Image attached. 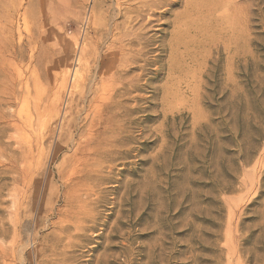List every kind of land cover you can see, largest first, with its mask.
Returning <instances> with one entry per match:
<instances>
[{"label": "rangeland", "instance_id": "rangeland-1", "mask_svg": "<svg viewBox=\"0 0 264 264\" xmlns=\"http://www.w3.org/2000/svg\"><path fill=\"white\" fill-rule=\"evenodd\" d=\"M173 1L0 0V264H264V0Z\"/></svg>", "mask_w": 264, "mask_h": 264}, {"label": "bare ground", "instance_id": "bare-ground-1", "mask_svg": "<svg viewBox=\"0 0 264 264\" xmlns=\"http://www.w3.org/2000/svg\"><path fill=\"white\" fill-rule=\"evenodd\" d=\"M128 1V0H127ZM130 1V0H129ZM133 1H139V2H137V9L139 10V11H141V10H143V9H147V10H150V11H152L153 12V10L155 9V8H159V6H163L164 4L166 5V6H174V5H176V3L173 1V0H132V2ZM117 2V1H116ZM126 2V1H125ZM131 2V3H132ZM204 0H185L184 1V3H185V11L183 12V20H181V21H178L177 22V24H176V29L178 30L182 25H185V26H187L188 24H189V22H188V20H186V19H188L189 18V14H190V12H195L197 9H199V7L200 6H204ZM120 3V2H119ZM226 3H229V0L226 2ZM129 4V3H128ZM127 4V5H128ZM201 4V5H200ZM125 5V4H124ZM135 5V4H134ZM136 5H135V7H136ZM200 5V6H199ZM131 6H132V4H131ZM120 7H121V5H120ZM124 7V6H123ZM134 7V8H135ZM127 8H129L128 6H127ZM120 10V9H119ZM130 10V9H129ZM131 10L133 11V8H131ZM120 12V11H119ZM222 12V11H221ZM137 13H139V12H137ZM150 13V12H149ZM132 14V13H131ZM152 14V13H151ZM122 15V14H121ZM140 15H141V13H140ZM222 15H224L225 16V14L223 13ZM235 15H236V13H235ZM139 15L137 14V17H138ZM143 16V15H142ZM127 17V16H126ZM131 17V16H130ZM133 17H135V15L133 16ZM133 17H131V18H133ZM147 17V16H146ZM148 17H149V15H148ZM215 17H217V16H215ZM228 17V16H227ZM237 17V16H236ZM130 18V19H131ZM141 18V17H140ZM105 19V18H104ZM114 19V18H113ZM133 20H135V18L133 19ZM227 20V19H226ZM232 20V19H231ZM138 21V20H137ZM137 21H135L134 23H136ZM121 23V22H120ZM119 23V24H120ZM115 24V23H114ZM128 24V23H127ZM135 25V24H134ZM133 25V26H134ZM121 27H123L122 26V23H121V25H120ZM128 26V25H127ZM126 26V27H127ZM143 26H145V25H143ZM119 26H117V28H118ZM142 28V27H141ZM120 31V30H119ZM100 32V31H99ZM119 33V32H118ZM139 33V32H138ZM124 34V33H123ZM122 34V35H123ZM109 36H110V34H109ZM125 36V35H124ZM185 37V33H183V34H180V36H179V38L180 39H182V37ZM111 37V36H110ZM130 37H132L131 35H130ZM115 38V37H114ZM125 40V39H124ZM114 42V41H113ZM177 44H179V41H175ZM111 44H112V42H111ZM120 46V45H119ZM122 47V46H121ZM119 49V48H118ZM127 52H128V50H127ZM133 54V53H132ZM126 60V59H125ZM11 87V86H10ZM122 87V86H121ZM122 89V88H121ZM14 93V92H13ZM12 98V97H11ZM13 101V100H12ZM123 110V109H122ZM83 114V113H82ZM102 114V113H101ZM20 115V114H19ZM40 115V114H39ZM42 115H43V113H42ZM41 115V116H42ZM91 116L93 115V114H90ZM40 116V117H41ZM89 119V118H88ZM105 119V118H104ZM88 121V120H87ZM87 121H86V123H87ZM102 122V121H101ZM105 122H107V121H105ZM34 124V123H33ZM99 125V124H98ZM97 126V125H96ZM92 127V126H91ZM98 128V127H97ZM90 131H93V130H90ZM98 131V130H97ZM90 135H92V134H90ZM95 135V134H94ZM109 138V137H108ZM90 139V138H89ZM111 139V138H110ZM88 144V143H87ZM103 149V148H102ZM110 149V148H109ZM95 152V151H94ZM94 152H92V153H94ZM94 155V154H93ZM88 158V157H87Z\"/></svg>", "mask_w": 264, "mask_h": 264}]
</instances>
